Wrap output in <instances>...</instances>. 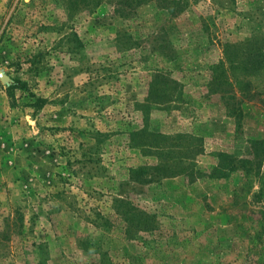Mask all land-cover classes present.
<instances>
[{"label": "rangeland", "instance_id": "374dc122", "mask_svg": "<svg viewBox=\"0 0 264 264\" xmlns=\"http://www.w3.org/2000/svg\"><path fill=\"white\" fill-rule=\"evenodd\" d=\"M262 228L264 0H0V264H253Z\"/></svg>", "mask_w": 264, "mask_h": 264}, {"label": "trees", "instance_id": "16d2710c", "mask_svg": "<svg viewBox=\"0 0 264 264\" xmlns=\"http://www.w3.org/2000/svg\"><path fill=\"white\" fill-rule=\"evenodd\" d=\"M230 61H233V58H230ZM26 63L29 64L28 71L35 69V67L37 66V62L35 61V55L31 59H28L26 61ZM27 88H28L27 83L25 81L15 79V80H12V83L6 88V92H7L8 96L11 98L13 96V91L15 89L28 90ZM7 222H8V220L6 219L5 223H7ZM7 227H8V225H6V228ZM7 232H8V230H7ZM262 234H264V228H262L261 231H258L257 235L255 237L256 242L258 243L259 249L257 247H255L254 250H256L258 254H260V258L258 257V259H255L253 264H264V247H261ZM3 236L8 238V236L6 234Z\"/></svg>", "mask_w": 264, "mask_h": 264}]
</instances>
